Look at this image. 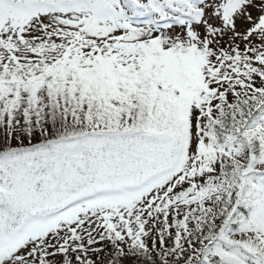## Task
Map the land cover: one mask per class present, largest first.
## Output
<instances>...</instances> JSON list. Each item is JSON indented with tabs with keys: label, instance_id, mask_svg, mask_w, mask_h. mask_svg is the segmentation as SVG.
Masks as SVG:
<instances>
[{
	"label": "snow or ice",
	"instance_id": "6c2138e0",
	"mask_svg": "<svg viewBox=\"0 0 264 264\" xmlns=\"http://www.w3.org/2000/svg\"><path fill=\"white\" fill-rule=\"evenodd\" d=\"M0 264H264V0H0Z\"/></svg>",
	"mask_w": 264,
	"mask_h": 264
}]
</instances>
